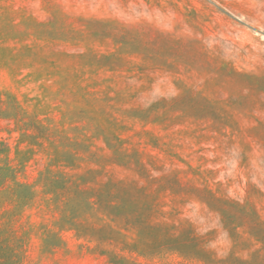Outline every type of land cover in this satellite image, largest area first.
Wrapping results in <instances>:
<instances>
[{
	"label": "rangeland",
	"instance_id": "374dc122",
	"mask_svg": "<svg viewBox=\"0 0 264 264\" xmlns=\"http://www.w3.org/2000/svg\"><path fill=\"white\" fill-rule=\"evenodd\" d=\"M47 163L146 188L156 221L204 247L192 256L264 264V243L241 224L264 222V0H0V175L13 165L15 187L0 188V264L21 258L7 228L39 220L26 183Z\"/></svg>",
	"mask_w": 264,
	"mask_h": 264
},
{
	"label": "trees",
	"instance_id": "16d2710c",
	"mask_svg": "<svg viewBox=\"0 0 264 264\" xmlns=\"http://www.w3.org/2000/svg\"><path fill=\"white\" fill-rule=\"evenodd\" d=\"M96 114L100 125L108 118L99 112ZM52 136L49 132L48 140L52 141ZM115 139L123 144L119 137ZM12 167L11 164L2 167L7 173L0 175V188L15 190ZM63 168L54 170L52 164L47 163L37 181L26 183L36 190L33 189L34 194L30 191L25 201L34 202L41 196L36 211L39 220L23 228H7L8 245L16 256L21 254L23 258L13 254L15 264H36L34 252H49L60 258L69 253L87 254L103 264H141L140 256L173 252L204 264H230L221 259L192 256L196 250L205 251L204 247L194 243L195 235L184 239L177 228L168 229L165 223L156 221L155 200L146 188L125 180L92 184L84 176L65 172ZM84 208L87 214L81 215ZM238 224L226 225V228L233 232ZM241 224L248 228L251 236L264 243V222L256 213L251 221ZM156 227L159 233L154 234L155 238L138 240L145 229L154 231ZM72 241L79 242V248L73 249Z\"/></svg>",
	"mask_w": 264,
	"mask_h": 264
}]
</instances>
